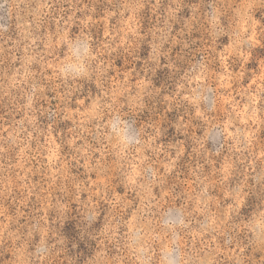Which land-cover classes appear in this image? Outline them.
<instances>
[{"label": "rangeland", "instance_id": "rangeland-1", "mask_svg": "<svg viewBox=\"0 0 264 264\" xmlns=\"http://www.w3.org/2000/svg\"><path fill=\"white\" fill-rule=\"evenodd\" d=\"M0 264H264V0H0Z\"/></svg>", "mask_w": 264, "mask_h": 264}, {"label": "clouds", "instance_id": "clouds-1", "mask_svg": "<svg viewBox=\"0 0 264 264\" xmlns=\"http://www.w3.org/2000/svg\"><path fill=\"white\" fill-rule=\"evenodd\" d=\"M88 53H89V47H88L87 44H84L83 45V54L84 55H87ZM79 71H80V74H84L86 72V70L83 67H81L79 69ZM135 142H136V138L135 137L128 136L127 134H125V135L122 136V144L125 147H127L130 144H133Z\"/></svg>", "mask_w": 264, "mask_h": 264}]
</instances>
